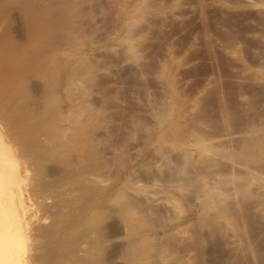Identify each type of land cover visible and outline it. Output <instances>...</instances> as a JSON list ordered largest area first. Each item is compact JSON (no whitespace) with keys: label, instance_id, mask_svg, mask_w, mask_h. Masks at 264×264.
Segmentation results:
<instances>
[{"label":"rangeland","instance_id":"rangeland-1","mask_svg":"<svg viewBox=\"0 0 264 264\" xmlns=\"http://www.w3.org/2000/svg\"><path fill=\"white\" fill-rule=\"evenodd\" d=\"M82 4L84 16L90 17H84L77 41L81 45L75 50L90 52L96 67L82 69L97 72L99 84L93 85L89 98L79 97L84 92L75 91L84 87L82 83L72 85L63 75L51 102L44 100L51 82L31 75L30 98L12 100L18 105L14 115L6 113V105L0 106L5 109L0 111L4 117L0 127L11 138L7 139L14 138L16 128L14 122L10 123L14 127L6 122L14 121L13 116L29 104L27 108L37 112L29 110L30 125L48 108H60L58 119L61 127L66 124L65 134L72 132L69 117L78 106L86 108L81 120H88L95 110L99 113L95 139L103 144L104 164L112 167L106 171L101 167L96 177L101 186L105 181L102 199L104 206L109 204L99 221L109 235L105 239L109 245L100 254L105 264L139 260L138 264H147L149 256L151 264H264V0H84ZM12 14L16 15L11 33L22 42L27 37L23 15L16 8ZM66 45L74 48L72 43ZM4 94L8 96L0 89V105L8 102ZM39 133L41 142L47 135ZM174 135L183 145L171 140ZM52 139L42 141L47 142L43 148L52 147ZM14 140L20 152L22 145ZM54 165L48 164L54 175L46 177L49 181L65 173L55 174ZM104 171H111L112 178ZM124 191L135 207L125 206ZM31 198L32 212L39 218L42 199ZM130 208L137 212L130 213ZM144 238L148 242L143 244Z\"/></svg>","mask_w":264,"mask_h":264},{"label":"bare ground","instance_id":"bare-ground-1","mask_svg":"<svg viewBox=\"0 0 264 264\" xmlns=\"http://www.w3.org/2000/svg\"><path fill=\"white\" fill-rule=\"evenodd\" d=\"M83 1L84 0H0V89L4 90V93H7L8 95L6 96L4 94L7 97L8 102L6 104L2 102L4 105L0 106H3L4 108L6 105V113H8V115L11 112L13 114V111L18 107L16 102L19 97L25 96L27 98L29 92L28 88L31 86L30 85L28 87L31 75H37L42 77L45 81L47 80L45 84L51 82L50 84H47L49 85L47 90L48 93H46L48 99L46 97V99H44L47 101L53 102L55 100L54 98L57 96V81L61 80L63 75L66 76L68 80H70V83L72 82V85L74 82L77 83V81L82 83L80 84L84 86L83 88L80 86L82 91L80 89L75 91L77 93L78 91L81 93L84 92L82 95H79V97L85 95L89 96V94H91L90 92L93 89V85L98 83L97 80L100 77L97 79V75L99 74L95 75L97 72L94 73V70H91L88 73L83 72V70L86 66L89 69H94L96 67V63L92 62L93 60L89 56L90 52L87 51L86 54H81L83 51L79 53L78 50V52L75 50V47L81 42V40L80 42L77 41H79L83 28V20H86L88 16L87 14V16H84L85 11L83 12V9H81ZM15 8L20 10V15H23V19L25 21L26 27L24 26V28H26L27 37L24 41L22 39V42H17L14 40V34L11 33V29L13 28L11 26L13 19L12 17L16 15L12 14V12L15 10ZM103 8L105 9V7ZM107 9L109 8L107 7ZM84 17H86V19ZM89 17L90 15L88 18ZM84 33L86 32L84 31ZM69 43L74 44V48L67 49L66 44ZM84 44L86 45V42ZM82 46L84 45L82 44ZM83 65H86L83 67L84 69H82ZM46 68H49V70H46ZM75 84L73 86L74 88ZM41 87L44 86L42 85ZM76 87L79 86L76 85ZM63 90L64 88L60 91L62 92ZM62 93L64 94V91ZM63 94H61L62 99L65 95ZM88 96L87 98L90 97ZM64 97L68 98L67 96ZM66 98H64L65 101ZM81 98L83 101L84 97ZM12 100H15L16 102ZM69 100L73 102L72 99ZM33 102L35 103V101ZM33 102L29 103L34 104ZM47 103L51 105L53 104L49 102ZM55 103L57 104V102ZM65 103L66 102H63L62 104L64 105ZM68 104L69 106L71 105L70 103ZM58 105L60 104L58 103ZM87 105L90 106L89 103ZM92 105L91 107H94L93 102ZM28 106H30V104ZM65 106L66 105H64V109H66ZM27 107L23 108L20 113L18 110L17 113L19 114H16L17 117L13 116L14 121L8 120L9 122H6L9 124L14 122L13 124L16 128V135L14 138L18 139V142L22 145L20 152L16 151L17 148H15V146L18 144L15 145V140L12 141L14 138L9 140L10 137L5 135L4 131L0 127V264H105L102 262L103 259L101 260L100 254L105 248L106 243H109L105 240L107 237L106 235L108 234L105 235V229L103 230L105 226L103 225L102 227L99 224V221L105 216V209L103 210V207L108 206L109 204L107 203V205L105 204L104 206V199H102L103 196H106L105 192H107L105 191L106 187L104 188L105 181L101 186L99 182H97L96 177H98L97 171L101 167L105 166V171L106 167L111 169L112 167H110L111 165L108 167V164H104L105 162L107 163V161H103V157L105 155H103L104 152L100 149L103 144H100L101 146H99L96 141L97 138L95 139V134H99L98 132L96 133L98 130L95 129L97 124L95 120L96 117H98L96 116L97 112L95 113L96 110L94 113L90 112L91 114L88 120H81L79 115L81 114L82 109L86 108L83 107V105H81V107L78 106L75 110V115L72 116L73 118L69 117V121L71 120L75 126L73 124V126H70L72 129V132L69 130L71 134H68V132L65 134V129L63 130L62 128L64 125L61 127V121L58 119V112H61L60 108H57L59 110L58 111L54 109L55 107H52L53 110L49 111V108L46 107L48 110H46L45 113L44 111L42 112L44 115L42 117L39 116L41 118L38 119V121L37 115L35 123L30 125L29 120L31 119L29 116L31 111L30 109L32 108L30 107L29 109ZM4 110L0 111L2 112ZM34 111H31L32 114ZM66 112L67 111H65V113ZM35 113L37 114L36 111ZM69 114L68 116H71L74 113L71 114L69 112ZM97 115H99V113H97ZM9 116L12 117V115ZM0 117L3 120L4 117ZM63 119L65 121L67 118ZM99 123L100 121H98V124ZM13 124L10 125L14 127ZM2 127L4 128V126ZM72 127H75V130H73ZM173 130L180 136L181 133L179 131L177 132L175 129ZM171 131H169V133H171ZM9 132L8 133L10 135L13 133L11 129ZM39 132H45L49 139L53 137L52 141L55 144L53 143L52 145L51 143L52 147H50L48 144L47 148L50 147L49 149H47L46 146V149L43 148L44 146L41 144L44 143L47 145V142L42 141H45L48 138L46 136V139L41 137V142H39L40 137H37L38 134L41 135ZM172 133L170 134V137L173 136ZM6 136L9 138L7 139ZM63 136L66 137V141H70L69 144L66 143L65 137ZM54 137L56 138V142L54 141ZM97 137H99V135ZM172 139H174L173 141L175 142L178 138L176 135H174L171 140ZM178 140H180V138ZM106 143H108V140ZM40 145L42 149L40 148ZM181 145H183V143ZM100 151H102L103 156H101ZM114 152L112 150L113 154ZM118 157H120V155ZM22 158H25L23 162ZM47 162L49 165L54 163L55 167L56 165L58 166L57 168L52 166L55 168V174H62L61 177L58 176L59 178L57 180L49 181L46 178L48 175L52 176L51 174H53L50 170L51 167H48ZM117 163L120 162L117 160ZM31 170H33V174L30 175ZM61 170H64L65 173L63 171L58 173ZM109 170L110 169H107V171ZM105 171L103 173L106 174ZM110 172H108V174ZM105 174H103V180L105 179V176H110L112 173L110 175ZM31 176L33 179L30 178ZM28 180H35V184L34 182L32 183V181L28 182ZM109 182L110 181H106V184ZM28 183H30L29 185L32 184L31 190L28 188L30 187ZM67 184H69V187L66 186ZM126 191H124V202L125 206H127V204L129 206V204L131 205L133 202H131L132 200ZM103 193L104 195L102 196ZM121 195L124 194L122 193ZM31 197H34L35 199L40 197L42 199L41 209L43 212L39 218H35V212H32L31 201L33 198ZM36 203L38 204L37 208H39V202L36 201ZM106 208L109 209L108 207ZM136 209H138L137 206ZM127 211L131 213L132 210L130 208V210ZM134 211L135 210L132 212L134 213ZM38 212L40 213L41 211L38 210ZM129 212L125 213L128 214ZM139 217L136 219L137 222ZM153 220L155 219L151 220V224ZM156 220L158 219L156 218ZM140 222L143 223L146 221L144 219L143 222ZM36 223L37 226L35 227ZM144 224L143 226H145ZM154 226H156L155 222ZM107 239L110 240V238ZM146 240L147 239L144 238L143 241ZM143 241V244L148 242V240L146 242ZM83 243L87 244L88 247L84 244L86 249L83 248ZM148 245L150 246L151 244H147V246ZM143 249L146 251V248ZM125 253L126 257L128 258V252ZM133 255L137 256L136 252ZM145 256H143L144 259H146ZM139 257H137V259ZM149 257H147L149 260V262L147 261V264L150 263ZM106 263H108V261ZM138 263H141L140 260L137 262V264ZM159 263L162 264V261Z\"/></svg>","mask_w":264,"mask_h":264}]
</instances>
